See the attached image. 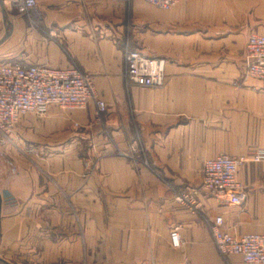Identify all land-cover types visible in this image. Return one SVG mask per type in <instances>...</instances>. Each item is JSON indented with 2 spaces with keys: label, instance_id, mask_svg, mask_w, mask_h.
Listing matches in <instances>:
<instances>
[{
  "label": "crops",
  "instance_id": "0c3cea01",
  "mask_svg": "<svg viewBox=\"0 0 264 264\" xmlns=\"http://www.w3.org/2000/svg\"><path fill=\"white\" fill-rule=\"evenodd\" d=\"M252 33L264 35V0H37L9 16L0 2V64L74 66L105 102L100 121L92 102L25 114L0 144V264H250L222 256L209 224L264 234V158L253 159L264 81L244 77ZM126 48L165 61L162 87L126 85ZM219 154L239 161L241 204L201 187L203 161ZM188 189L196 212L173 201Z\"/></svg>",
  "mask_w": 264,
  "mask_h": 264
},
{
  "label": "built area",
  "instance_id": "2783aa9c",
  "mask_svg": "<svg viewBox=\"0 0 264 264\" xmlns=\"http://www.w3.org/2000/svg\"><path fill=\"white\" fill-rule=\"evenodd\" d=\"M161 8L170 9L180 0H145ZM6 15L26 13L37 5V0H1ZM125 83L139 87L164 85L165 61L137 50H124ZM246 70L244 77L264 81V35L252 33L246 40ZM88 102L96 108V116L105 110L92 76L72 66L51 68L41 65L0 64V144L9 140L8 132L25 114L43 116L50 106L62 109H83ZM264 158L259 151L253 159ZM239 161L228 154L205 159L201 167V187L212 195L232 204H241L245 191L237 180ZM173 201L196 212L199 202L196 191L188 189L174 195ZM223 219L216 216L209 224L213 243L222 256L240 255L245 263L264 264V234L248 233L232 236L223 230ZM170 244L180 247L182 240L177 228L169 233Z\"/></svg>",
  "mask_w": 264,
  "mask_h": 264
},
{
  "label": "rangeland",
  "instance_id": "374dc122",
  "mask_svg": "<svg viewBox=\"0 0 264 264\" xmlns=\"http://www.w3.org/2000/svg\"><path fill=\"white\" fill-rule=\"evenodd\" d=\"M8 26H9V24H7V28L4 30V33L7 35L8 34ZM6 35H4V37L6 36ZM7 37V36H6ZM101 115H102V113L100 114V116H96V118L100 121L101 120ZM35 120H37V121H39L40 119H39V117H36V119ZM17 151L18 152H20V153H22V154H26V153H28V151L26 150V142H25V140L23 139V140H21L20 139V141H19V143H18V145H17ZM143 161V160H142ZM144 162V161H143ZM147 163V162H146ZM82 264H85V263H82Z\"/></svg>",
  "mask_w": 264,
  "mask_h": 264
},
{
  "label": "water",
  "instance_id": "95a60500",
  "mask_svg": "<svg viewBox=\"0 0 264 264\" xmlns=\"http://www.w3.org/2000/svg\"><path fill=\"white\" fill-rule=\"evenodd\" d=\"M0 2H1V0H0ZM2 201L6 202V203H8L10 201V194L6 190H2L0 192V203H2Z\"/></svg>",
  "mask_w": 264,
  "mask_h": 264
}]
</instances>
